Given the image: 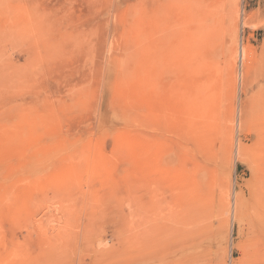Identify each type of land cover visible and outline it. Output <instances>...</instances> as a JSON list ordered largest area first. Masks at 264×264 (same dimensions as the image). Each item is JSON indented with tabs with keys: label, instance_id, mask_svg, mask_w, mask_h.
Listing matches in <instances>:
<instances>
[{
	"label": "rangeland",
	"instance_id": "1",
	"mask_svg": "<svg viewBox=\"0 0 264 264\" xmlns=\"http://www.w3.org/2000/svg\"><path fill=\"white\" fill-rule=\"evenodd\" d=\"M215 1L0 0V264H139L141 212L174 226L186 189L212 221L189 264H245L264 0Z\"/></svg>",
	"mask_w": 264,
	"mask_h": 264
},
{
	"label": "bare ground",
	"instance_id": "2",
	"mask_svg": "<svg viewBox=\"0 0 264 264\" xmlns=\"http://www.w3.org/2000/svg\"><path fill=\"white\" fill-rule=\"evenodd\" d=\"M191 1H193V5L196 4L199 13H201L202 10L206 11V8H208L210 6V4L208 3L209 0L207 1V4H206L205 0H191ZM215 2H217V0ZM214 3H212V4H214ZM219 4H220V2H219ZM212 6L215 7V5H212ZM216 6H217V4H216ZM221 7H222V5H221ZM214 10H216V9L214 8ZM208 12H209V8H208ZM210 13L212 14V12H210ZM210 13H208V16H210L209 15ZM233 13H236V12L234 11ZM214 14L216 15L215 12H214ZM218 14L220 15L219 12H218ZM205 15L207 16V14H205ZM213 15H211V18H212ZM215 15H214V18L216 17L217 20H218V17L215 16ZM208 16H207V18H208ZM207 18L205 19V21L207 20ZM208 20L211 21L210 19H208ZM206 22L204 24V20H203V25H205L206 29H207L208 28L207 27L208 23L206 24ZM211 23L213 24V21L210 22V25H211ZM213 26H214V24H213ZM202 27H204V26H202ZM211 28H213V27L211 26ZM213 29H211V30L213 31ZM204 30H202V32ZM207 32H208V30H207ZM203 34H205V31H204ZM214 34H215V31H214ZM214 34L213 35L211 34V35L215 36L216 34L215 35ZM209 35L210 34L208 32V36ZM217 35H218V33H217ZM208 36L206 35V37H208ZM208 38H210V37H208ZM208 38L207 39L205 38V40L213 41L212 39L210 40ZM209 41H208V43H209ZM208 43H206V46H207ZM211 45H212V43H211ZM239 72H240L239 73L240 75H243V74H241V71H239ZM257 95L259 97V94H257ZM258 102H259V100H258ZM196 128H198V127H196ZM194 131H196V130H194ZM194 135H195V133H194ZM196 159H198V158L196 157ZM206 167L207 166H205L203 164H199V163H195L194 164V166H193V173L195 174L194 181H195V183L197 184L198 187L194 186L195 189L193 187V191H195L197 188L199 190L200 187L202 189V186H201L202 185L201 184L202 181H204V180L207 181V176L209 174V169H208V167L207 168ZM189 177L190 176H188V178ZM185 178H186V176H185ZM186 182H187V180H186ZM186 182H185V184H186ZM206 186L204 187V185H203L204 190H205ZM191 190L192 189H190V190L186 189V191H189V195L188 196L185 195V197H184V201H183V204H182V210L180 211L181 213H183V215L181 217H178L177 220H174V224L175 225L171 226L168 229L167 228L164 229L163 228V224H161V222H158L156 220V217L153 216L155 214V212H153L154 210H149L150 211L149 215H152L151 218H150L149 215L146 216V212L147 211L146 212L145 211L141 212V209H140V212H141L140 218H141L142 228L140 229V233H139V236H140V241H139L140 242V250H139L140 251V255H139L140 256V263L139 264H160V263L163 262V257L161 256V248L164 247V245H163V243L161 244V242L164 241L162 236H163V234L165 232L166 233L168 232V234L170 235V241H173V247L171 248L172 250L170 249L171 250L170 253L172 254V257H171L170 261H168V262H166L164 264H167V263H170V264H189L190 262H195L196 263V262H200L202 260V257L206 256L207 253L204 254V256H202L204 249L202 250L201 248H203V244H204V242H206L205 241L206 240L205 237L206 236L208 237L209 234L212 236V234H211L212 233V230H211V222L212 221L211 222L208 221L209 218L206 217L210 213L209 212L210 210H208V214H206V216H204L205 213H203V211H205V210L203 209V211H202L201 204L203 206V204L205 203V205L208 206V203L203 201V200H200V199H202V197L201 198L199 197V201L200 202H204V203H201V204L198 203L199 201L196 200L197 197H192L193 193H192V195H190V191ZM204 190L202 191V193H206V190L205 191ZM186 194H188V192H186ZM152 195H154V194H152ZM250 198H251V203H250V205L249 204L248 205L251 206V208H252V210H251V208H250V210L253 212V215L252 214L251 215L253 216V220L254 221L249 223L251 227H249V225H248V228L252 229V235H250L251 238L249 237L250 239L248 241L247 260L245 261V264H264V180H262L259 183V185L257 186V188L254 189V192L251 194ZM153 201L154 200H152V202ZM209 201L210 200H208V202ZM148 203L149 202H146L147 206H148ZM234 203H236V202H234ZM149 204H151V203H149ZM154 204H153V206H155ZM199 205H200V207H199ZM210 205H211V202L209 203V207H210ZM150 206H149V208H150ZM143 207H144V204H143ZM143 207H141V208H143ZM207 208L208 207H206L205 209H207ZM143 209H145V207ZM145 210H147V208ZM233 214H235V210H234ZM248 216H250V215L248 214ZM252 216H250V217H252ZM250 217H248V218L250 219ZM196 219H199V220L197 221ZM245 219H246V217H245ZM239 220H240V218H239ZM199 221L201 223H199ZM190 224H193V225L191 226ZM188 225H190V226L188 227ZM246 236H247V233H246ZM202 239H204V240H202ZM211 239L212 238H209V240H211ZM212 242H213V240H212ZM206 244H208V242H206ZM205 246H208V245H205ZM208 248L206 247L205 251L206 250L208 251ZM188 249H189L188 252H189L190 255H188L187 252H185ZM210 249H211V247H210ZM209 260H210V258H209ZM208 264H211V263H208Z\"/></svg>",
	"mask_w": 264,
	"mask_h": 264
}]
</instances>
